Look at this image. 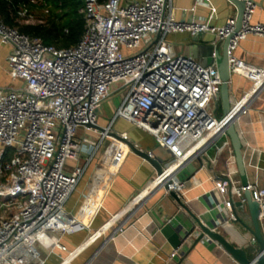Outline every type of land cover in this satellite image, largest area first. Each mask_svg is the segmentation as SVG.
Listing matches in <instances>:
<instances>
[{
	"label": "built area",
	"instance_id": "2783aa9c",
	"mask_svg": "<svg viewBox=\"0 0 264 264\" xmlns=\"http://www.w3.org/2000/svg\"><path fill=\"white\" fill-rule=\"evenodd\" d=\"M29 1L30 5L24 4L18 11L19 22H34L30 7L39 3L49 14L42 0ZM199 1L210 8L206 0ZM243 1L242 28L230 42L229 65L231 74L248 79L252 88L232 109L235 120L264 89V68L233 54L250 36L264 41V25L252 23L255 3ZM80 12L86 22L84 35L70 48L32 38L0 17V40L12 47L8 73L12 81L20 83L11 91H0V264H21L46 233L87 230L65 211L85 169L77 167L67 174L65 166L79 130L98 126L101 107L114 94H124L114 121L124 119L147 132L171 154L164 175L130 201L125 215L169 179L173 182L167 192L174 191L183 199L192 179L180 182L174 178L177 173L217 140L225 139L226 146L230 142L224 120L212 110L220 98L219 69L174 53L167 38L178 33L192 37L209 33L215 36L212 45L216 46L234 33L237 18L228 19L223 27L210 24L212 14L209 21H178L172 0H84ZM109 134V129L101 132L99 142ZM91 144L94 150L98 148L97 142ZM235 165V157L230 156L226 178L214 183L228 212L224 224L237 221L235 203H244L246 192L264 204V189L257 183L243 185L233 180ZM196 232H187L183 242L193 239ZM102 234L97 232L90 240L96 241ZM252 242L256 243L254 238ZM57 247L63 249L60 244Z\"/></svg>",
	"mask_w": 264,
	"mask_h": 264
},
{
	"label": "crops",
	"instance_id": "0c3cea01",
	"mask_svg": "<svg viewBox=\"0 0 264 264\" xmlns=\"http://www.w3.org/2000/svg\"><path fill=\"white\" fill-rule=\"evenodd\" d=\"M252 1L256 5L252 23L264 25V0ZM199 2L172 0L176 19L209 21L212 14L210 24L223 27L228 19L237 18L236 8L227 0H206L210 8ZM167 40L174 53L219 69L224 41H217L213 46L214 35L206 33L196 38L188 33H178L169 35ZM211 50L217 55L215 60L211 58ZM11 52L12 47L0 40L2 92L20 85L12 81L8 73L7 59ZM233 54L241 61L264 68V41L259 37L250 36L241 41ZM251 88V81L231 74L229 90L232 109ZM109 100L111 98L103 103L100 115L106 108L110 111V118L102 122L99 115L97 125L123 139L126 137L125 140L137 149L168 165L171 154L161 148L150 134L124 119L114 121L115 111L123 98L119 105L113 107L107 104ZM212 110L216 115L218 113L219 119H223L221 97L214 102ZM235 126L242 143L245 177L241 176L236 162L232 167L237 170L233 180L243 185L257 183L264 189V89L252 99L247 112L239 115ZM101 132L98 128H81L73 155L65 166L67 174H72L77 167L85 169L76 190L65 204V211L74 220L86 225L87 230L74 234H44L21 264H239L220 244L207 236L198 242L200 231L193 239L183 242L195 222L164 188L147 190L151 192L140 205L125 215L130 201L145 191L158 176L149 163L129 149L128 143L111 136L100 143ZM225 141L217 140L214 146L208 147L207 152L193 161L196 172L191 176L182 200L190 213L203 218L230 244L246 249L249 258L254 259L259 246L252 242L253 222L248 209L235 207L237 221L224 224L228 212L222 206L223 197L214 188L215 181L226 178L228 158L235 157L231 142L226 146ZM91 142H97L98 148L94 150ZM260 223L264 234V204ZM97 232H102V236L96 241L90 240ZM58 244L63 249L58 248ZM177 251L178 257L171 258Z\"/></svg>",
	"mask_w": 264,
	"mask_h": 264
},
{
	"label": "water",
	"instance_id": "95a60500",
	"mask_svg": "<svg viewBox=\"0 0 264 264\" xmlns=\"http://www.w3.org/2000/svg\"><path fill=\"white\" fill-rule=\"evenodd\" d=\"M231 5H233L237 10V24L233 34H231L225 41H224V48L223 54L219 57V71L222 79V86H221V105L223 111V120L225 122V133L228 136L231 145L234 150L237 167L241 174V176L245 177V168L243 163V151H242V143L239 137V134L236 130V120L232 118V107H231V100H230V90L229 85L231 81V72H230V65H229V45L231 40L235 37V35L241 30L242 28V20L243 15L246 9V2L243 0H227ZM198 35L197 37H199ZM196 37V38H197ZM213 50H211V58L213 60ZM91 128H98L100 131H105V129L99 126H91ZM109 136L114 137L115 139H119L124 143H128L129 149L137 156L145 160L149 163L154 170L158 177H162L164 175V170L167 168L168 165H164L162 161L159 159H153L148 153L140 151L137 149L133 144L129 143L127 140L121 138L120 136L110 133ZM196 172V167L192 162H189L184 169L177 173L174 177L175 180L180 182L187 181L191 178L192 175ZM173 180L169 179L165 182L163 188L168 191L169 185L172 184ZM246 184V183H245ZM169 194L172 198H174L177 203L185 209L190 217L194 220L195 224H193L188 231L187 235L194 233L195 231H200V236L198 237L197 241H201L204 236H207L212 241L217 242L220 244L239 264H264V234L262 232L261 223H260V215L262 205L253 200L252 194L250 192H246L245 202L244 203H237L235 204L236 208L244 209L245 207L248 209L252 222H253V230L251 231L256 243L259 246L258 254L254 259H250L246 249L235 247L234 245L230 244L225 237L219 233L214 231L211 225L203 220V218H199L193 213L189 212L188 207L183 203V200L178 196V194L174 191H169Z\"/></svg>",
	"mask_w": 264,
	"mask_h": 264
},
{
	"label": "trees",
	"instance_id": "16d2710c",
	"mask_svg": "<svg viewBox=\"0 0 264 264\" xmlns=\"http://www.w3.org/2000/svg\"><path fill=\"white\" fill-rule=\"evenodd\" d=\"M49 9V20L40 25H20L18 11L29 0H1L0 17L11 28L23 34L39 38L57 48H70L80 42L84 35L85 18L81 14L84 0H42ZM48 14V15H49Z\"/></svg>",
	"mask_w": 264,
	"mask_h": 264
},
{
	"label": "rangeland",
	"instance_id": "374dc122",
	"mask_svg": "<svg viewBox=\"0 0 264 264\" xmlns=\"http://www.w3.org/2000/svg\"><path fill=\"white\" fill-rule=\"evenodd\" d=\"M31 11L33 12V15H34V22L30 23V24H25L24 22H19L20 25H40V24H44L45 22H47L49 20V15L45 14L44 13V6L43 5H40L37 4V5H34L33 7H30ZM137 52V51H136ZM126 53V52H125ZM117 87V86H115ZM124 94L121 93V92H118L116 94H114L112 97H111V100H109L107 102V104H109V106L113 107L112 105H119V103L121 102L122 98H123ZM104 108V107H103ZM112 109V108H111ZM213 109V108H212ZM110 111H108L106 108L104 109V112L100 115V119L99 121L101 120L102 122L106 121V119L110 118V115L109 113ZM216 114V112H215ZM217 116H218V113H217ZM119 125V123L117 124V126ZM26 134V131H22V135L24 136ZM22 139V138H20ZM16 147H20L19 145H17Z\"/></svg>",
	"mask_w": 264,
	"mask_h": 264
}]
</instances>
